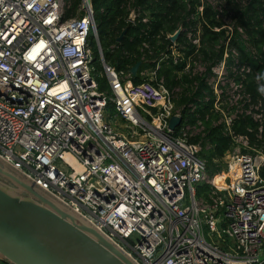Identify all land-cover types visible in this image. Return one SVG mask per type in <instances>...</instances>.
<instances>
[{
	"label": "built area",
	"instance_id": "obj_1",
	"mask_svg": "<svg viewBox=\"0 0 264 264\" xmlns=\"http://www.w3.org/2000/svg\"><path fill=\"white\" fill-rule=\"evenodd\" d=\"M201 1L233 31L232 13L223 14L221 0ZM69 7L66 0H0V157L138 264H264V151L233 129L247 115L260 134L264 130V110L244 86L250 67L239 66L232 49V67L226 52L207 74L191 56L183 68L206 76L221 112L218 123L233 141L214 159L220 166L215 172L200 155L201 141H190L201 135L202 122L191 124L175 109L181 88H169L159 74L163 62L183 61L184 46L173 39L182 28L168 34L172 44L149 61L154 66L141 72L148 79L137 84L131 71L105 61L98 42L107 84L100 89L90 45L98 29L93 1L82 0L67 18ZM127 9L129 24L150 29L148 10L135 0ZM186 35L200 46V28ZM174 118L181 122L170 128ZM198 183L207 191L198 193ZM135 234L136 244L130 242Z\"/></svg>",
	"mask_w": 264,
	"mask_h": 264
},
{
	"label": "trees",
	"instance_id": "obj_2",
	"mask_svg": "<svg viewBox=\"0 0 264 264\" xmlns=\"http://www.w3.org/2000/svg\"><path fill=\"white\" fill-rule=\"evenodd\" d=\"M70 2L66 17L75 15L82 0H66ZM96 9L98 21L97 36H92L90 45L94 52L95 64L99 57L98 42L103 50L105 61L115 66L118 71L129 73L132 67L140 62L139 69L131 76L134 84L148 79L141 72L154 66L150 60L158 58L172 41L168 34H173L180 27L182 32L177 38L179 45L184 46V59L175 65L172 60L163 62L159 74L164 77L169 88L180 87L174 99L175 109H180L184 118L191 124L200 120L203 124L201 135L192 136L190 141L202 143L200 155L209 161V169L218 165L214 159L225 156L232 149V138L225 134L223 123H218L221 112L214 107L216 95L206 83L205 75L186 73L183 68L189 56L206 66V74L217 61L222 60L228 52L229 66H234L237 52L239 66L250 67V72L244 75L245 90L252 100L261 105L264 110V0H221L223 14H233V31L223 28L225 22L217 17V11L211 5L201 0H135V4L149 11L150 29L148 24L127 22L128 0H92ZM203 7L200 10V7ZM238 27H241L246 38L242 37ZM200 28V46L196 47L187 40V30ZM220 28V30H216ZM144 31H148L145 34ZM120 42L117 38L122 34ZM228 32V33H227ZM231 39L228 42V36ZM149 44V49H143V43ZM116 47H112L115 46ZM99 67H102L101 62ZM231 75L234 72L230 69ZM240 79V75L236 76ZM105 79V78H104ZM100 89L107 87L106 79L99 80ZM206 97H208L206 99ZM196 108L191 111L189 105ZM237 134L249 137L251 144L264 151V130L259 133V123L251 116L241 115L233 125ZM203 134V135H202ZM261 136V137H259ZM264 180V168L260 171ZM8 264L6 261H2Z\"/></svg>",
	"mask_w": 264,
	"mask_h": 264
},
{
	"label": "water",
	"instance_id": "obj_3",
	"mask_svg": "<svg viewBox=\"0 0 264 264\" xmlns=\"http://www.w3.org/2000/svg\"><path fill=\"white\" fill-rule=\"evenodd\" d=\"M140 64L132 67L133 75ZM180 122L181 118H174L170 128ZM0 260L8 264H138L91 222L1 157Z\"/></svg>",
	"mask_w": 264,
	"mask_h": 264
},
{
	"label": "rangeland",
	"instance_id": "obj_4",
	"mask_svg": "<svg viewBox=\"0 0 264 264\" xmlns=\"http://www.w3.org/2000/svg\"><path fill=\"white\" fill-rule=\"evenodd\" d=\"M76 13H77V11H76ZM76 13H75V15H76ZM230 14V13H229ZM233 15L232 14H230L229 16H227V17H229V18H231ZM101 62V60H100V57H98V59L96 60V66H97V68H98V80H100V82H101V80H105L104 79V77L103 76H101V74H103V69H102V67H99V63ZM101 65H102V63H101ZM222 106H225L226 107V105H225V100L223 101V103L221 104ZM193 130H195V129H193ZM194 134H196V132L194 133ZM57 164H61V161H57ZM219 165H221V164H219ZM220 169V166H216V165H214L213 167H212V170L213 171H215V172H217L218 170ZM196 187L198 188V193H202V192H206L207 191V186L206 185H203L202 183H198L197 185H196ZM140 240V236L138 235V234H135L133 237H132V239H131V243H134V244H136L138 241ZM0 264H5V263H3V262H1V260H0Z\"/></svg>",
	"mask_w": 264,
	"mask_h": 264
},
{
	"label": "crops",
	"instance_id": "obj_5",
	"mask_svg": "<svg viewBox=\"0 0 264 264\" xmlns=\"http://www.w3.org/2000/svg\"><path fill=\"white\" fill-rule=\"evenodd\" d=\"M2 261V260H1Z\"/></svg>",
	"mask_w": 264,
	"mask_h": 264
},
{
	"label": "flooded vegetation",
	"instance_id": "obj_6",
	"mask_svg": "<svg viewBox=\"0 0 264 264\" xmlns=\"http://www.w3.org/2000/svg\"><path fill=\"white\" fill-rule=\"evenodd\" d=\"M2 262V261H1Z\"/></svg>",
	"mask_w": 264,
	"mask_h": 264
}]
</instances>
